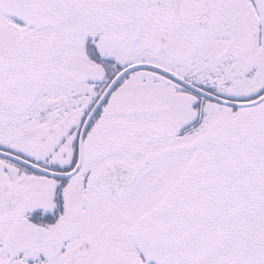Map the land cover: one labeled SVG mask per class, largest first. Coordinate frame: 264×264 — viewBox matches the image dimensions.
I'll list each match as a JSON object with an SVG mask.
<instances>
[{
  "label": "snow or ice",
  "instance_id": "snow-or-ice-1",
  "mask_svg": "<svg viewBox=\"0 0 264 264\" xmlns=\"http://www.w3.org/2000/svg\"><path fill=\"white\" fill-rule=\"evenodd\" d=\"M0 264H264V0H0Z\"/></svg>",
  "mask_w": 264,
  "mask_h": 264
}]
</instances>
